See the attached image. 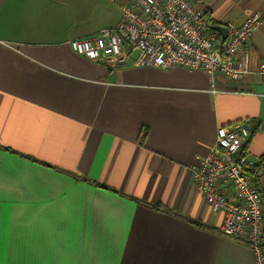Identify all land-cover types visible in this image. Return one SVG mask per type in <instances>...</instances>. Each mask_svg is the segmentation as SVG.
Returning a JSON list of instances; mask_svg holds the SVG:
<instances>
[{
    "label": "crops",
    "instance_id": "obj_1",
    "mask_svg": "<svg viewBox=\"0 0 264 264\" xmlns=\"http://www.w3.org/2000/svg\"><path fill=\"white\" fill-rule=\"evenodd\" d=\"M129 1L0 0V264H255L190 167L243 119L264 162V0H198L221 39L261 14L239 80L72 49Z\"/></svg>",
    "mask_w": 264,
    "mask_h": 264
},
{
    "label": "built area",
    "instance_id": "obj_2",
    "mask_svg": "<svg viewBox=\"0 0 264 264\" xmlns=\"http://www.w3.org/2000/svg\"><path fill=\"white\" fill-rule=\"evenodd\" d=\"M121 8L117 24L71 39L72 49L106 66H184L234 80L249 72L250 43L262 23L259 12L241 24L229 22L223 41L198 0H130ZM251 135L248 119L218 127L210 152L190 169L197 189L221 214L217 232L248 245L255 264H264V198L256 182L264 162L247 152Z\"/></svg>",
    "mask_w": 264,
    "mask_h": 264
},
{
    "label": "water",
    "instance_id": "obj_3",
    "mask_svg": "<svg viewBox=\"0 0 264 264\" xmlns=\"http://www.w3.org/2000/svg\"><path fill=\"white\" fill-rule=\"evenodd\" d=\"M213 28L221 32L222 40L224 41L228 34V28L224 25H216V26H213Z\"/></svg>",
    "mask_w": 264,
    "mask_h": 264
},
{
    "label": "trees",
    "instance_id": "obj_4",
    "mask_svg": "<svg viewBox=\"0 0 264 264\" xmlns=\"http://www.w3.org/2000/svg\"><path fill=\"white\" fill-rule=\"evenodd\" d=\"M207 14H208V12H207ZM262 158H263V160H264V155L262 156Z\"/></svg>",
    "mask_w": 264,
    "mask_h": 264
},
{
    "label": "rangeland",
    "instance_id": "obj_5",
    "mask_svg": "<svg viewBox=\"0 0 264 264\" xmlns=\"http://www.w3.org/2000/svg\"><path fill=\"white\" fill-rule=\"evenodd\" d=\"M192 165H193V164H192ZM192 165H191V166H192ZM202 195H203V194H202ZM204 198H205V197H204Z\"/></svg>",
    "mask_w": 264,
    "mask_h": 264
}]
</instances>
